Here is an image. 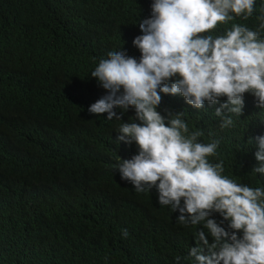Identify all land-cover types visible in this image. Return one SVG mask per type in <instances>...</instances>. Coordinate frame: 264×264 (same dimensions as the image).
I'll list each match as a JSON object with an SVG mask.
<instances>
[{"label":"trees","instance_id":"obj_1","mask_svg":"<svg viewBox=\"0 0 264 264\" xmlns=\"http://www.w3.org/2000/svg\"><path fill=\"white\" fill-rule=\"evenodd\" d=\"M152 3L0 0V264H181L194 247L198 227L180 223L158 202L155 188L137 192L116 171L138 152L135 143L117 142L135 110L123 120L88 111L108 94L91 77L95 64L117 51L139 61L133 41ZM231 15L203 35H225L240 20L264 39V0H255L250 16ZM160 95L158 111L182 112L189 131L201 133L198 142H218L208 160L222 163L223 176L264 190V174L253 170L259 162L251 139L264 136V109L251 93L244 95L242 115L225 110L222 116L215 109L227 97L196 109L181 95ZM228 117L232 125L222 127ZM104 179L111 197L97 196L95 182ZM84 202L104 213L113 205L109 219L93 215ZM69 211L76 214L60 223L57 241L56 223Z\"/></svg>","mask_w":264,"mask_h":264},{"label":"clouds","instance_id":"obj_2","mask_svg":"<svg viewBox=\"0 0 264 264\" xmlns=\"http://www.w3.org/2000/svg\"><path fill=\"white\" fill-rule=\"evenodd\" d=\"M254 5L255 0H153L151 16L139 22L142 35L133 41L141 52L139 61L122 51L110 52L91 73L108 94L89 107L90 113L123 120L124 113L135 110V121L123 122L118 131V143L138 146L135 155L117 164L121 179L137 192L155 188L158 202L170 206L180 223L199 228L181 264H264V190L223 176L222 163L208 160L218 142H198L201 133L189 131L182 112L158 111L161 92L181 95L196 109L227 97L215 109L217 116L225 110L242 115L246 93L264 109V39L240 20H233L225 35H203L233 19L231 14L250 16ZM232 123L225 118L222 127ZM251 139L259 162L253 170L264 174V136ZM95 186L97 196L111 197L109 180ZM84 205L104 221L113 208L104 213L89 202ZM75 214L69 211L57 221L58 236L60 223Z\"/></svg>","mask_w":264,"mask_h":264}]
</instances>
